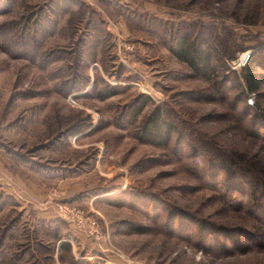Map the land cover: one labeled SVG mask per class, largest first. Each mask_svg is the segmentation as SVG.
Listing matches in <instances>:
<instances>
[{
  "label": "rangeland",
  "instance_id": "rangeland-1",
  "mask_svg": "<svg viewBox=\"0 0 264 264\" xmlns=\"http://www.w3.org/2000/svg\"><path fill=\"white\" fill-rule=\"evenodd\" d=\"M183 33L215 47L205 77ZM262 116L264 0H0V264H264Z\"/></svg>",
  "mask_w": 264,
  "mask_h": 264
},
{
  "label": "trees",
  "instance_id": "trees-1",
  "mask_svg": "<svg viewBox=\"0 0 264 264\" xmlns=\"http://www.w3.org/2000/svg\"><path fill=\"white\" fill-rule=\"evenodd\" d=\"M177 41L172 53L181 62L185 63L190 67V69L195 73L196 77H205L208 73L213 71L214 59L218 55L215 47L206 41H201L199 43L193 40L190 34H180L177 35ZM216 53V55H215ZM227 55L226 57H228ZM219 57V62L224 67V57ZM231 57V56H229ZM255 60H251L248 66L245 68L243 76L244 81L247 85L249 92L257 93L259 91L260 77L256 72ZM113 92L107 93V95H100L101 99H106L112 96ZM248 109H256L261 111L258 104L254 106L248 105ZM143 105L138 108L137 113L142 111ZM264 118V116H262ZM172 128L166 124L162 118L161 109L156 108V110L147 119L145 127L143 129L144 137H147L148 142H152L156 139L162 141L166 136H170L172 133ZM264 172V169L262 170ZM61 249L70 250V244H62Z\"/></svg>",
  "mask_w": 264,
  "mask_h": 264
},
{
  "label": "built area",
  "instance_id": "built-area-1",
  "mask_svg": "<svg viewBox=\"0 0 264 264\" xmlns=\"http://www.w3.org/2000/svg\"><path fill=\"white\" fill-rule=\"evenodd\" d=\"M250 56L243 55L235 63L234 69L238 70L247 65ZM254 96H250L248 103L253 106L255 104ZM60 216L70 224H74L79 230L83 231L94 238V240H104L105 236L101 233L99 222L90 215H86L83 211L73 208L69 205H60L58 207Z\"/></svg>",
  "mask_w": 264,
  "mask_h": 264
}]
</instances>
